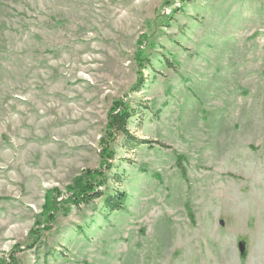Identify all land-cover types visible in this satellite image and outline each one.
<instances>
[{
	"label": "rangeland",
	"instance_id": "rangeland-1",
	"mask_svg": "<svg viewBox=\"0 0 264 264\" xmlns=\"http://www.w3.org/2000/svg\"><path fill=\"white\" fill-rule=\"evenodd\" d=\"M118 102L150 141L109 143L100 189L125 192L124 209L74 206L67 187L102 168ZM13 252L264 264V0H0V262Z\"/></svg>",
	"mask_w": 264,
	"mask_h": 264
},
{
	"label": "trees",
	"instance_id": "trees-1",
	"mask_svg": "<svg viewBox=\"0 0 264 264\" xmlns=\"http://www.w3.org/2000/svg\"><path fill=\"white\" fill-rule=\"evenodd\" d=\"M175 11V9H173ZM138 62H141L144 58L136 57ZM140 64V63H139ZM139 79L133 87L131 92H137L140 90L143 82ZM115 108L108 117L107 130L104 137L101 138V150L99 156L102 160V168L96 170H86L80 175L74 178L72 185L67 187L70 195L64 201L73 204L74 206H79L82 204H90L94 200L104 197L101 187L106 184V177L103 175L102 169L108 170L111 167L112 160L114 159V151L110 149L109 143L116 139L117 136H122L127 145L139 146L141 143H148V140L137 139L128 129L129 119L136 113L135 109L128 106H124L123 103L116 104ZM163 146V145H162ZM114 181L120 183L119 177L114 176ZM45 203L43 207V215L47 218L45 219L47 224L54 220L56 208L55 197L51 198L45 197ZM127 199V195L123 191L115 190L112 195H106L103 200V208L107 213H112L124 209V204ZM68 207H65L64 212L67 211ZM46 226V225H45ZM39 228V227H37ZM36 229H33L35 233ZM37 238V237H36ZM32 246V243L27 245V247ZM16 248H19L18 246ZM0 264H18V260L14 252L8 256V258L2 259Z\"/></svg>",
	"mask_w": 264,
	"mask_h": 264
}]
</instances>
